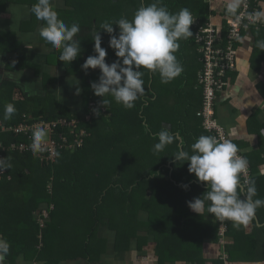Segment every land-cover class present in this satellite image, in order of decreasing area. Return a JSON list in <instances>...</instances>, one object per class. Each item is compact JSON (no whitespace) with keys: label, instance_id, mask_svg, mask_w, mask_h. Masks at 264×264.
Segmentation results:
<instances>
[{"label":"trees","instance_id":"trees-1","mask_svg":"<svg viewBox=\"0 0 264 264\" xmlns=\"http://www.w3.org/2000/svg\"><path fill=\"white\" fill-rule=\"evenodd\" d=\"M206 1L163 0V4L172 13L178 12L181 8H188L193 17L199 19L200 24H205L209 19L210 12ZM35 2L36 0H0V17L7 13L11 7L18 5L25 10L24 13L20 12L21 15L27 16L26 20L16 22L23 24L26 28L31 27L29 24L31 23L32 28L39 29L43 22L38 21L29 11ZM55 2L60 19L68 25L77 22L81 26L76 37L80 40L81 55L70 64L67 62L64 64L58 59L59 50L52 49L48 45L52 51L45 60V65L47 69H50L49 67L64 68L67 76L81 77L84 87V108L88 111L90 104L94 103L98 108L99 115L94 112L87 118L81 114L82 112L72 113L68 106L61 104L57 108L58 112L55 110L47 113L46 107H50L47 105L43 110L39 109L36 113L32 112L27 97L23 95L21 98L15 99V84L11 83L10 80L6 81L7 90L0 89V143L3 146L0 148V158L7 157L11 167L0 171V221L8 222V219L14 217V214L9 212L13 199L10 197L8 201L4 198L10 192L16 200L14 202H21L18 207L29 205L28 207L34 211L42 208L36 212L38 223H34L37 231L33 240H35V244H38L37 238L40 237L39 246L37 249L32 243L29 246L30 249L36 251L37 258L41 259L45 256L46 247H48L47 229L54 225V222H52L53 225L49 224L51 223L50 220L54 221L56 213H63L64 208H73L85 217L87 223L85 227L89 236L85 239L84 247L87 246L93 234L99 231L100 226H109L117 231L118 240L120 233L126 231L130 237L129 241L132 239L131 236L136 238L139 227L132 224L133 229L130 231L124 223L126 219L119 218L120 215L117 213V207H121V204L126 203L127 198L130 197L138 198L141 203L140 207L149 215L147 221L141 220L144 224L149 223L151 218H156V223L159 222L164 229L165 226L168 227V217L165 216L174 217V223L170 224V228H165L167 230L166 236L169 237L171 233L175 232V239L179 241L180 245H183V247L178 248L181 253L189 251L188 254L193 256L194 250L199 247L195 246L200 245L201 247L200 243L205 237L219 242L220 222L215 220L212 214L205 213L200 216L194 213L187 204L188 201L200 197L207 190V183H198L194 174L188 172L189 162L179 163L173 157L179 150L180 139L185 142V150H189L190 145L199 136L212 135L203 129L202 120L199 118L200 121L196 116L203 106V89L198 86V75L204 64L199 60L201 54L196 45L197 29L194 24L190 26L193 36L187 40H180L179 49L175 53L178 61L180 59L182 61L183 71L180 76L170 83L163 84L158 73L153 75L142 68L141 71L145 72L142 77L144 93L135 102V107L125 109L122 105L115 103L111 97H105L110 103L104 107L100 103L102 98L94 95L90 87L92 82H98L100 70H88V73L85 74L81 69V65L85 61L83 56L95 55L92 36L96 32H100L104 37L101 47L107 51L106 63L111 64L117 60V57L114 50L109 47L110 38L107 37L109 34L99 25L105 21L111 22L121 17L131 19L140 4L146 6L153 0H53V4ZM113 27L118 26L114 24ZM253 31L256 32L257 36L260 34L258 36L260 40L264 39V27ZM13 34H15V39ZM16 34L10 32L9 39L0 42V50L3 53L13 52L14 44L20 43L17 41ZM5 36L8 38V34ZM42 43L44 42L42 41ZM23 44L22 42L21 45ZM238 44L236 43V46ZM25 49V45L22 46L17 54L19 69L26 68L30 58ZM54 58L57 59V63H54ZM10 67L12 66L10 65ZM10 71L15 72L14 65ZM77 81H79L78 78ZM191 88H193L192 93L190 92ZM163 92H170L176 96L171 102L172 104L176 103L175 107L170 102L165 103L162 98ZM262 93L264 96V92ZM158 94L161 96L158 102L154 103L153 98ZM191 94H194L195 97L190 100ZM49 102L47 101L46 104ZM76 102V106H79L82 101L80 98H76ZM9 103L15 106L16 111L10 119L5 120L4 107ZM153 116L163 117L164 121L172 124L171 132L178 133L177 140L166 146L165 150L160 153L153 152V147L158 139H152L150 135H147L152 130ZM40 120L48 123L58 120L76 121L74 128L62 129L63 127L60 125L58 130L64 133L71 145L80 138L83 140V146L63 150L58 153L54 160L47 161L41 160L32 152L20 151L18 148L21 144H30L32 140L25 133H14L9 129L23 124L33 126L36 121ZM252 121L257 126H255L257 132L261 134L264 130V122L261 123L257 116ZM82 132H84L83 135H81ZM232 142L238 146V149L240 148L239 143L233 139ZM13 145H16L17 148L13 149ZM238 152L242 154L240 149ZM262 154L264 155L263 149L248 156L242 154L247 158L248 165L253 172L252 179L255 180L257 194L253 199H264V176H256L257 171L253 163V157L261 158ZM251 155L253 156L251 157ZM260 162H264V159ZM240 180L243 185L245 182L243 174H241ZM184 185H187L186 189L183 187ZM244 198L246 196L242 193L241 199ZM164 199L170 200H168L170 203L165 210L162 209V205L165 204ZM51 207L53 209H50ZM46 208L49 218L42 225L39 222V217ZM163 212L165 216H163ZM207 215L213 217L214 221L207 220L205 218ZM159 219L161 222L158 221ZM252 222L254 229L252 232H247V228L244 226L236 228L233 227L232 222L225 221L226 252L219 261L223 264L235 261L234 254L244 256L249 245L252 246L258 241L264 242V207L257 209ZM46 224L48 225L46 226ZM148 226L147 229L157 225L150 224ZM45 227L42 238L39 232ZM186 237L190 238L188 248H184ZM156 239L159 242L157 249L161 251L159 245L163 238L160 236ZM230 239L236 247L235 252L229 248L232 244ZM42 240L45 245H43ZM6 241L9 244L6 264H13L18 255L24 251V247L16 250V254H14L16 244L10 242L12 240L9 238H6ZM44 246L45 249H43ZM176 246L178 247L177 243ZM83 254L85 255V252Z\"/></svg>","mask_w":264,"mask_h":264},{"label":"crops","instance_id":"crops-1","mask_svg":"<svg viewBox=\"0 0 264 264\" xmlns=\"http://www.w3.org/2000/svg\"><path fill=\"white\" fill-rule=\"evenodd\" d=\"M206 2L210 10L209 19L205 24H200L199 19L193 17L196 32L199 31L200 26L207 27L210 24L217 27L223 26L227 19L232 18L225 12V0H207ZM54 5L55 10H57L56 2ZM260 6L261 10H264V0H260ZM20 12L24 13L25 10L15 5L0 17V42L7 41L10 37L9 33L13 32L17 33V41L21 44L24 43L23 45L15 43L12 47L14 51L10 53H3L0 50V89L6 91V83L9 80L12 81L11 83L15 84L16 87L14 88L15 93H21L20 98L23 95L27 97L31 111L35 113L39 109L43 110L46 105L50 106L46 107V112H53L61 104L62 106H68L69 110L76 114V112H79L77 109L82 102L84 103L82 78L73 75L67 76L64 68L49 67L50 69H47L45 60L51 54L52 49L47 44L42 43L38 35L39 29L32 28L31 23H29L31 27L26 28L23 24L16 22L26 20L27 15L23 16ZM114 29L113 34L118 35V27ZM96 33L101 35L100 32ZM5 34H8V38ZM13 35L15 39V34ZM258 36L253 30L246 31L242 35L238 46H236L237 69L227 75L228 85L222 93L218 94L216 101L219 122L227 129L230 138L239 143L240 151L246 156L261 149L264 150V130L259 134L256 124H253L252 121L257 116L261 123L264 122V96L262 93L264 92V51H260L255 47L256 41L260 40ZM101 37L104 38L102 35ZM107 37L110 38V36ZM24 45L30 58L27 61L26 68L19 69L17 54ZM83 57L86 60L88 55ZM55 62H58L56 58H54ZM10 65L15 66V72L10 71L12 69ZM89 70L92 71L93 69ZM77 78L78 83H76ZM77 88L80 89L78 95L76 94ZM192 91L193 88L190 92L192 93ZM170 95L176 97L171 93ZM160 96L159 94L154 96V103L158 102ZM194 97V94H191L189 99H194ZM76 98H80L82 101L79 106H76ZM173 100L171 99L169 102L171 103ZM47 101L50 102L46 104ZM175 104L173 103L172 106L175 107ZM165 127L171 131L172 124L164 121L161 116H153L152 130L147 135L154 139L155 133ZM261 156V158L253 157L254 168L257 171L256 176H264L260 175V170L264 169V162H260L264 159V155ZM11 193H8L7 197L4 198L8 201L10 197L13 199L9 212H12L11 214H14V217L8 219V222L0 221V239L6 241V238H9L12 240L10 242L16 244L14 254H16V250L24 247V251L18 255L13 264H223L219 259L226 252V247L220 245V242L224 238L226 244L225 234L218 233L220 236L219 242L205 237L200 243L201 247L200 245L195 246L199 247L194 250L193 256L188 254L189 251L181 253L178 248L183 247V245H180L179 241L175 239V232L171 233L169 237L166 236V229L171 226V223H174V217L165 216V211L163 216L168 217V227L165 226L164 229L159 222L156 223L157 226H152L149 229L137 228L136 238L131 236L132 239L129 241L130 237H128L127 231L121 232L118 240L117 231L109 226H100L99 231L93 234L87 246L84 247L85 239L89 236L85 227L87 223L85 217L73 208H64L63 213H56L54 221L50 220L51 223L49 224L54 222V225L52 224L53 227L47 229L48 247H46L45 256L39 259L35 254L36 251L30 249L29 246L31 243L36 249L39 246L40 237L37 238L38 244H35V240H33L37 231L34 223H38L36 212H39L42 208L34 211L31 207H28L29 205L18 207L21 202H14L16 200L11 196ZM73 199L75 198L73 197ZM117 213L120 215L121 211L118 210ZM205 218L214 221V218L210 215L205 216ZM250 222V225L244 226L247 228V232H252L254 229L252 220ZM257 224H259L258 221ZM121 227L123 228V226ZM45 229L46 227L39 232L42 238ZM155 229L156 231H153ZM208 235L211 234L208 233ZM160 236L163 238L159 245L161 251L157 249L159 242L156 239ZM189 239L186 237L184 248H188ZM229 241L232 243H229L231 245L229 248L235 252L236 247L233 241L231 239ZM43 245H45L44 241ZM43 249H45V246ZM245 252H247L244 255L245 257L234 254L236 260L226 264H264L263 241H258L252 246L249 245L248 250ZM6 261L7 254L4 256L2 264H6Z\"/></svg>","mask_w":264,"mask_h":264},{"label":"clouds","instance_id":"clouds-1","mask_svg":"<svg viewBox=\"0 0 264 264\" xmlns=\"http://www.w3.org/2000/svg\"><path fill=\"white\" fill-rule=\"evenodd\" d=\"M243 2L225 0L226 14L239 21L238 13ZM29 11L38 21L43 22L38 30L39 38L52 49L59 50V61L70 64L81 55L80 40L76 39L80 24L73 22L68 25L60 19L53 0H36ZM247 19L252 24H264V10L248 13ZM193 23L194 18L188 8L172 13L163 4V0H153L146 6H140L131 19L121 17L101 23L99 27L109 34V47L114 50L117 60L111 64L106 63L107 51L101 47V35L96 33L92 36L95 55L88 56L81 65L85 74L89 69L100 70L98 82L90 85L94 95L102 98L100 103L106 107L110 101L105 97H111L125 109L135 107V102L144 93L142 77L145 72L141 71L142 68L153 75L158 73L163 84L180 76L183 67L175 53L179 49L180 40L193 36L190 30ZM114 24L118 26V35L113 34ZM255 47L264 51V39L256 41ZM79 93L80 89L77 88L76 94ZM15 111L13 104H6L4 119H10ZM94 111L99 115L98 110ZM47 136L45 127L34 126L30 145L34 155L43 150ZM177 138L178 133L162 128L154 135L158 142L153 152H163ZM184 143L180 139L179 150L173 157L179 163L189 162L188 172L194 174L198 183H207V190L200 197L188 201V207L200 216L207 212L219 222L230 221L233 227H246L257 209L264 207V199H253L257 194L255 180L245 181L243 185L241 183L240 176L248 168L247 158L237 155L238 146L228 138L218 140L212 135H201L190 145L189 150H185ZM10 167L7 157L0 158V171ZM260 175H264V169L260 170ZM183 187L186 189L187 185ZM242 193L246 198L241 199ZM8 251V242L0 239V264Z\"/></svg>","mask_w":264,"mask_h":264},{"label":"built area","instance_id":"built-area-1","mask_svg":"<svg viewBox=\"0 0 264 264\" xmlns=\"http://www.w3.org/2000/svg\"><path fill=\"white\" fill-rule=\"evenodd\" d=\"M260 10V0H244L239 10V21L235 17L226 20L223 26L208 25L207 27L200 26L196 32V45L201 54L200 61L204 67L198 75V86L203 89V106L197 116L202 120L203 129L210 132L212 136L223 140L231 139L227 129L219 122L216 112V101L218 94L222 93L228 85L227 75L237 69L236 66V43H238L244 32L251 30H259L264 27V24H252L247 19V14ZM195 26V22H194ZM227 79V80H226ZM33 130L29 124H23L14 129L16 133L28 134ZM72 134L74 132L72 131ZM82 132L81 135H83ZM59 141H52L51 146L54 148H69L83 146V140L78 138L74 144H70L64 135L59 136ZM232 141V139H231ZM2 144H0V148ZM13 149L17 146L13 145ZM25 145H21L20 149H24ZM243 156L241 153H237ZM244 157V156H243ZM245 181L252 180L253 172L248 165L247 171L242 173ZM221 234H225V222L220 223Z\"/></svg>","mask_w":264,"mask_h":264},{"label":"bare ground","instance_id":"bare-ground-1","mask_svg":"<svg viewBox=\"0 0 264 264\" xmlns=\"http://www.w3.org/2000/svg\"><path fill=\"white\" fill-rule=\"evenodd\" d=\"M94 110H98V108L94 103H92V104H90L89 110L86 112L91 116L95 112ZM75 124H76V121L69 122V121H64V120H58V121L53 122V123H51V122L48 123V122H45L43 120L36 121V123L33 124L32 129L34 128V126L40 125V126L45 127L48 131L47 140H46V143L43 145V150L41 152H39L38 154H36V156L38 158H40L41 160H46V161L47 160H54L56 158V156L58 155V153H60L63 150H69V148H63V149L57 148L56 149V148L51 146V142L56 141V140L59 141L60 140L59 136L61 134L64 135L63 132H60V130H58L60 125H61V127H63L62 129H66V128H74ZM16 128H18V127H16ZM16 128H14V129H16ZM14 129L11 128L9 130L16 133V131H14ZM2 131H5V129H2ZM32 131L33 130L29 131L27 134V136L29 137L30 140H32L31 139ZM21 145H25V148L20 149ZM21 145L18 148L20 151L32 152V150L30 148L31 143L30 144H21ZM50 209H53V208L51 207ZM41 217H39V222L43 225L49 218V213H48L47 208L43 210Z\"/></svg>","mask_w":264,"mask_h":264},{"label":"rangeland","instance_id":"rangeland-1","mask_svg":"<svg viewBox=\"0 0 264 264\" xmlns=\"http://www.w3.org/2000/svg\"><path fill=\"white\" fill-rule=\"evenodd\" d=\"M143 5V4H142ZM141 4L139 6H142ZM180 64H181V59L179 60ZM7 90V89H6ZM164 94L162 95L163 100H165V103L167 104L169 101H171V99H174V97H172L170 95V92H163ZM167 93V94H166ZM20 95H22L21 93L16 92L14 94V98L18 99L20 98ZM79 112H82L81 114H83L85 117H89L90 115L86 112V109L84 108L83 102L80 105V107L77 109ZM14 129V128H13ZM1 179V176H0ZM139 199H133L128 197L126 203H122L121 207H117L118 210L121 211L120 213V217L125 218V225L128 227V229L131 231L133 229L132 224H135L136 227L139 228H146L149 227L148 225H152V224H156L155 219L156 218H151V221L147 224H144L143 222H141V220L143 221H147V216H149L148 214H146L145 210L142 209L141 203L138 201ZM169 200V199H168ZM167 199H164L165 204L162 205V209L165 210L167 208V205L170 203ZM114 214V213H113ZM161 219V218H160ZM158 220L161 222V220ZM155 221V223H154ZM142 225H141V224ZM221 223V222H220ZM251 224V222H249V225ZM144 225V226H143ZM220 234H221V230H220ZM224 239V238H223ZM222 239V241L220 242V245L225 246V242ZM221 252V251H220ZM222 255V254H220ZM224 255L220 256L223 257Z\"/></svg>","mask_w":264,"mask_h":264}]
</instances>
